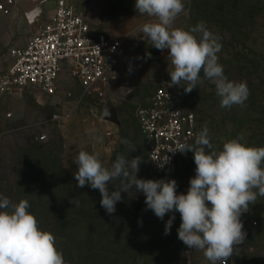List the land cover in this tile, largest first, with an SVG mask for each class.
Masks as SVG:
<instances>
[{
  "label": "rangeland",
  "instance_id": "374dc122",
  "mask_svg": "<svg viewBox=\"0 0 264 264\" xmlns=\"http://www.w3.org/2000/svg\"><path fill=\"white\" fill-rule=\"evenodd\" d=\"M35 2L41 6L40 27L54 14L57 0ZM75 3L96 32L121 42L115 65L118 81L106 88L103 100L73 80L64 82L53 97H0V196L13 203L29 201L40 228L55 235L66 264H209L202 251L178 239V212L157 218L147 209L144 194L133 187L121 193L115 213L109 215L100 205L99 190L88 185L77 188L74 161L80 150L99 154L106 167L117 155L141 156L137 178L175 179L177 194L187 193L196 166L191 151L182 154L164 176L149 166L148 142L136 112L150 106L164 82L170 83L172 70L167 50L152 47L141 31L155 18L139 14L135 0ZM184 4L186 11L174 26L188 30L205 22L221 44L218 57L224 74L232 81H246L250 95L243 106L221 108L215 85L201 72L197 88L190 93L184 91L183 81L182 87L172 86L176 104L197 116L199 131L207 124L218 150L238 136L247 145L264 146V0H184ZM107 106L116 112L118 124L102 119ZM123 139L135 151L128 153ZM173 214L170 234L165 235V223ZM241 221L246 238L228 264H264V197L249 206Z\"/></svg>",
  "mask_w": 264,
  "mask_h": 264
},
{
  "label": "clouds",
  "instance_id": "9594fccd",
  "mask_svg": "<svg viewBox=\"0 0 264 264\" xmlns=\"http://www.w3.org/2000/svg\"><path fill=\"white\" fill-rule=\"evenodd\" d=\"M134 7L139 14L155 18L141 31L152 47L167 50L172 66L168 71L170 86H181L183 81L184 91L190 93L197 88L203 72L204 78L215 85L221 108L245 104L250 95L247 82L229 80L224 74L218 57L221 44L206 23L201 21L188 30L174 26L186 11L184 0H135ZM242 140V136L227 140L218 150L205 124L193 144L182 143L173 150L194 154L195 176L190 178L186 194H177L175 179H138L141 156L129 159L128 154L117 155L106 167L99 154L80 150L73 175L77 188L88 185L99 190L100 205L109 215L115 213L121 193L133 187L144 194L147 209L157 218L163 220L166 214L178 212V239L188 248L202 251L209 264H228L246 238L242 214L258 197H264V146L247 145ZM121 143L128 146V153L135 151L127 139ZM168 160L158 166L162 168ZM110 185L114 190L110 191ZM76 202L75 198L70 200ZM29 208L27 199L13 203L0 196V264H66L55 235L40 228ZM174 219L173 214L166 221L165 235L170 234Z\"/></svg>",
  "mask_w": 264,
  "mask_h": 264
},
{
  "label": "built area",
  "instance_id": "2783aa9c",
  "mask_svg": "<svg viewBox=\"0 0 264 264\" xmlns=\"http://www.w3.org/2000/svg\"><path fill=\"white\" fill-rule=\"evenodd\" d=\"M25 1L0 0V15L9 17L20 12ZM121 45L107 34L96 32L75 0H57L52 19L39 27L25 47L11 50L12 65L0 74V97H53L64 82L73 80L103 100L106 88L118 81L115 65ZM169 84L164 82L150 106L136 112L148 142L150 169L159 176L166 175L182 155L172 151L182 143L193 144L200 132L197 116L176 104ZM167 157L168 162L159 167Z\"/></svg>",
  "mask_w": 264,
  "mask_h": 264
},
{
  "label": "crops",
  "instance_id": "0c3cea01",
  "mask_svg": "<svg viewBox=\"0 0 264 264\" xmlns=\"http://www.w3.org/2000/svg\"><path fill=\"white\" fill-rule=\"evenodd\" d=\"M41 6L36 4L35 0L24 3L20 12H15L9 17L0 15V72L8 70L12 65L9 48H23L28 41L38 32L40 20L37 14L40 13ZM36 16L37 21L30 20V15ZM53 15L42 22V25L48 23Z\"/></svg>",
  "mask_w": 264,
  "mask_h": 264
},
{
  "label": "water",
  "instance_id": "95a60500",
  "mask_svg": "<svg viewBox=\"0 0 264 264\" xmlns=\"http://www.w3.org/2000/svg\"><path fill=\"white\" fill-rule=\"evenodd\" d=\"M31 0H26L25 2L22 3L21 6L24 5V3L29 2ZM30 20L33 22V16L32 14L30 15ZM102 119L105 120L106 122H110V123H114V124H118V117L116 112L114 111L113 108L107 106L104 111H103V115H102Z\"/></svg>",
  "mask_w": 264,
  "mask_h": 264
}]
</instances>
